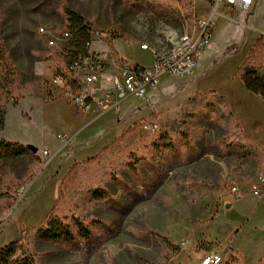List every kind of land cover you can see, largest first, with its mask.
Wrapping results in <instances>:
<instances>
[{"label":"rangeland","instance_id":"obj_1","mask_svg":"<svg viewBox=\"0 0 264 264\" xmlns=\"http://www.w3.org/2000/svg\"><path fill=\"white\" fill-rule=\"evenodd\" d=\"M213 8L206 0H0V46L24 87L20 104L7 103L0 143L39 150L1 155L0 249L19 242L8 264H200L210 253L223 264H264V197L252 192L264 163V101L241 73L249 58L264 76V48L250 58L264 39V0L249 11ZM211 14V46L195 73L163 76L118 112L83 118L51 90L61 58L40 28L60 31L80 18L101 35L97 47L150 69L141 45L161 49L165 35L176 43L195 16ZM50 214L60 236L47 239L35 229Z\"/></svg>","mask_w":264,"mask_h":264},{"label":"built area","instance_id":"obj_2","mask_svg":"<svg viewBox=\"0 0 264 264\" xmlns=\"http://www.w3.org/2000/svg\"><path fill=\"white\" fill-rule=\"evenodd\" d=\"M206 1L212 3L213 12L220 5L249 11L257 2ZM214 24L212 14L205 19L195 16L191 27L186 28L195 31L194 41L181 38L177 43H168L165 35L161 49H154V46L148 44L141 45L142 50L152 52L153 62L150 69L123 58L111 49H93L94 42L101 40V35L94 30L91 42L86 44V50L70 47L75 35L69 30L43 28L42 33L38 35L45 37L47 48L60 54L61 58L60 70L55 72L50 80L53 86L51 90L66 98L81 113L93 109L105 112L128 97L144 98L148 90L157 86L163 76L193 75L210 45ZM146 128L151 129L152 126ZM44 154L47 155V152ZM232 191L236 197L241 196L236 187ZM252 192L257 197H264V163L252 185ZM200 264H223V257L219 253H210Z\"/></svg>","mask_w":264,"mask_h":264},{"label":"trees","instance_id":"obj_3","mask_svg":"<svg viewBox=\"0 0 264 264\" xmlns=\"http://www.w3.org/2000/svg\"><path fill=\"white\" fill-rule=\"evenodd\" d=\"M70 16H72V13ZM73 18V17H72ZM70 18L69 25L67 28L63 30H69L72 34L75 35L73 41L70 42V47L75 48L77 50H86V44L91 42V35H93V30L91 27L84 23V21L80 18L72 19ZM264 48V39H260L257 45L250 53V58H253L254 55L263 51ZM60 56V54H58ZM249 58L244 62L241 67L242 73V80L247 87L248 90L251 92L262 96L264 99V76L260 75L257 70L250 68L249 64L247 63ZM60 70V68H59ZM57 70L56 72H58ZM20 73L19 71L9 63L7 57L5 56L2 46H0V132L3 131L5 126V118L7 114V103L14 100L13 105H17L19 100L15 95L16 91L23 89V85L20 83ZM12 148H16L17 151H13ZM2 154H7L9 156H30L33 157L34 152L26 147L25 145L18 143V142H1L0 143V166L7 160L1 158ZM12 158V157H11ZM35 162L40 164L38 158H33ZM3 166V165H2ZM55 209V207H54ZM54 211V210H53ZM47 223V228L44 226ZM59 224H53L51 220V214L49 215L47 221L41 225V227L35 229L38 231L39 234H43L45 238H57L60 236L58 232L52 233V229L55 228L56 230L60 229ZM33 231V230H29ZM63 231V230H62ZM59 235V236H58ZM67 235L69 233L67 232ZM18 243L14 242L11 243L9 246H6L0 249V264H8L9 260L14 257L18 251Z\"/></svg>","mask_w":264,"mask_h":264},{"label":"crops","instance_id":"obj_4","mask_svg":"<svg viewBox=\"0 0 264 264\" xmlns=\"http://www.w3.org/2000/svg\"><path fill=\"white\" fill-rule=\"evenodd\" d=\"M231 8V7H230ZM101 40H102V38H101ZM101 40L100 41H98V42H94V44H93V49H95V50H100V51H103V50H109V49H111L112 51H114L115 52V50H113V48H99V47H97V44L98 43H100L101 42ZM210 46H211V42H210V45L208 46V48H210ZM207 48V49H208ZM206 51V50H205ZM117 53H119L118 51H116ZM152 53V52H151ZM120 54V53H119ZM205 54V53H204ZM153 56V55H152ZM204 56V55H203ZM202 59H203V57H202ZM201 62H202V60H201ZM133 63H135V62H133ZM136 64V63H135ZM201 64V63H200ZM200 64H199V66H200ZM139 65V64H138ZM199 66H198V68H199ZM197 68V69H198ZM244 83V82H243ZM159 86V84L157 85V86H155L156 88ZM244 86H245V84H244ZM246 87V86H245ZM247 88V87H246ZM250 91V90H249ZM148 93V92H147ZM253 93V92H252ZM197 94V93H196ZM255 94V93H254ZM195 95V94H194ZM256 95H258V94H256ZM258 96H260V95H258ZM131 97H133V96H131ZM146 97V96H145ZM261 98H262V96H260ZM129 98V97H128ZM41 99H43L42 97H41ZM221 99V98H220ZM263 99V98H262ZM44 100V99H43ZM147 100V99H146ZM222 100V99H221ZM22 101V100H21ZM20 101V102H21ZM125 101V100H124ZM263 101H264V99H263ZM20 102H18V104H20ZM122 102L123 101H120V103H118V105L116 106V107H114V108H109L107 111H105L104 113H102V114H99V110H90V111H88V112H86V113H84L83 114V118H85V115L86 114H90L91 116H92V118L91 119H98V118H101V117H103V116H105L106 114H108L109 112H111V111H116V112H118L119 110H120V107H121V104H122ZM17 104V105H18ZM10 106H12V105H10ZM10 106H8V108L10 107ZM15 106V105H14ZM8 108H7V112H8ZM77 110V109H76ZM78 111V110H77ZM79 112V111H78ZM81 113V112H80ZM6 116H7V114H6ZM118 122H120V120L118 121ZM5 125H6V118H5ZM239 126V125H238ZM4 128H5V126H4ZM239 128H240V130H241V132H242V128L239 126ZM4 130V129H3ZM242 135H243V132H242ZM243 137H244V139H246L247 141H249L250 143H253V144H256V145H260V143H258V141H254V140H252V139H248L247 137H245L244 135H243ZM72 142V138H70L69 139V142H67V141H65L64 143H62V146L58 149V151L56 152V153H58V152H60V151H62V150H64L65 148H67L69 145H70V143ZM26 146V145H25ZM261 146V145H260ZM26 147H29L31 150H33L34 152H37V151H39L38 150V148L37 147H35L34 145H27ZM44 152L46 151L47 152V150H43ZM56 153H54V154H51L48 158H46V161H45V163H44V168L47 166V164L50 162V161H52L53 159H54V157L56 156ZM49 154V152H47V155ZM43 168V169H44ZM60 182H61V180H60ZM60 182H59V186H60ZM32 183H30L29 184V186H28V188H27V191H28V189H29V187H30V185H31ZM58 195H59V192H58ZM259 198H262V197H259ZM224 205H226L227 207H229V202L227 203H224Z\"/></svg>","mask_w":264,"mask_h":264},{"label":"bare ground","instance_id":"obj_5","mask_svg":"<svg viewBox=\"0 0 264 264\" xmlns=\"http://www.w3.org/2000/svg\"><path fill=\"white\" fill-rule=\"evenodd\" d=\"M42 29H43V28H40V29L38 30V34H41V33H42ZM192 31H193V32H192ZM191 32H192V33H191ZM188 33H190V34H186V33H184L183 36H182L181 38H185L186 41H194V39H195V31H194V30H191V31L188 32ZM92 34H93V33H92ZM181 38H180L178 41H180ZM176 43H177V42H176Z\"/></svg>","mask_w":264,"mask_h":264}]
</instances>
